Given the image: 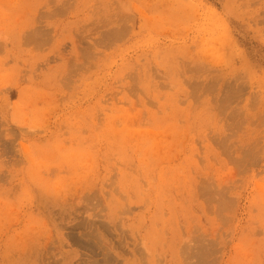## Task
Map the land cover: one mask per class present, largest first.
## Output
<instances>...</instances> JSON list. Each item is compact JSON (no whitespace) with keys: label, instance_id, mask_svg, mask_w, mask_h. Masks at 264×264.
<instances>
[{"label":"rangeland","instance_id":"1","mask_svg":"<svg viewBox=\"0 0 264 264\" xmlns=\"http://www.w3.org/2000/svg\"><path fill=\"white\" fill-rule=\"evenodd\" d=\"M0 264H264V0H0Z\"/></svg>","mask_w":264,"mask_h":264}]
</instances>
